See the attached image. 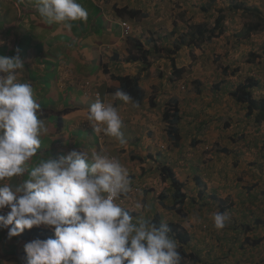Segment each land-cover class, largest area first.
Segmentation results:
<instances>
[{"label": "rangeland", "instance_id": "obj_1", "mask_svg": "<svg viewBox=\"0 0 264 264\" xmlns=\"http://www.w3.org/2000/svg\"><path fill=\"white\" fill-rule=\"evenodd\" d=\"M145 1L152 7L146 17L139 19L144 24L137 33L143 34L141 39L143 42H146L150 36L156 39L159 51L149 56L151 63L155 64L149 65L150 69L143 71L146 64H142L141 60L144 59V55L138 54L136 55L140 59L138 62L128 63L125 60L126 56L123 57L125 66L122 67L123 71L118 70L119 67L113 62L112 64L101 62L96 72L104 83V78L107 79L105 74L129 72L135 75L141 71L140 74L143 75L140 77V83L144 88L150 89L145 105L149 106L151 104L148 103L153 102L152 120L157 122L159 129L154 133L155 136L150 137L156 147L149 149L151 154L157 148L163 151L151 155L148 151L144 154L137 150V153L143 156L140 161L151 158L155 165L154 170H151L146 165L143 168L140 167L141 165L137 166L136 161H131L139 169H133L131 176L135 180L136 186H134L140 190H136L135 187L131 189L129 199L132 201L129 208L132 210L136 203H140L142 209L138 210L139 214L142 213L145 217L153 216V207L157 205L160 193L164 189L170 192L171 189L170 183L162 180L159 171L161 164L165 162L172 166L178 179L185 183L188 195L185 208L182 210L185 214L169 213V218H175L193 234L191 244L186 246L188 252L194 251L199 254L201 260L198 264H264V121L258 124L253 118H248L241 109L242 105L230 94L247 75L261 79L260 88L253 90L255 95H260L261 90L264 89V31L241 40L244 36L243 29L251 19L244 8L245 4L258 8L264 14V0H100V6L108 12L111 5L107 8L105 2L115 3L113 9L119 11L121 8L120 16L127 17L131 9L144 5L142 2ZM238 3L242 4L241 9L235 7ZM16 7L17 5L12 6V13L24 11V8ZM2 9L6 14L9 13L6 7L2 6ZM221 14H225L222 25L224 31L220 32L221 34L201 43L193 51L188 41L176 52L168 51L169 48L174 47L173 42L178 40L183 32L197 23L204 24L207 30L214 27L218 32L219 28L215 26L221 25L218 20ZM253 20L255 19L250 21ZM45 25L47 29L53 26L46 22ZM116 32H113V35ZM190 37L189 35L187 38ZM124 46L126 48L122 47V51L131 48L129 53L136 52L131 40ZM149 48L151 49L150 46L146 47V50ZM8 53H17V50L11 47ZM48 54L44 52L42 57ZM172 58L175 59L177 66L183 68L181 78L160 77L159 67L166 75L172 71ZM24 59L22 58L25 68L22 73L24 71L26 73L27 68L29 70L27 73L32 75L33 85L36 87L35 99L39 100L38 103L50 105L52 101L47 90L57 80L56 57L46 62L40 61V68L37 66V61L28 64V60ZM42 63L45 64L44 67L41 66ZM224 68L229 75H224ZM67 70L68 68L62 70L63 75ZM65 76L67 77L65 82H73L74 74L70 70ZM108 81L111 79L108 78ZM74 84H77L75 78ZM63 94L64 92L59 95ZM173 99L178 100L181 108V121L178 126L183 134L182 142H186L187 138L196 134L195 145L188 143L176 147L173 141L166 140L164 109ZM112 100L117 99L112 98ZM88 101L94 103L95 99L87 100L86 96L81 95V101L78 98L74 107L81 105L89 109ZM109 102L114 103L110 100ZM64 107L61 106V109ZM39 116L48 124L47 127L49 121H54L58 125V114L43 117L39 114ZM63 119L68 122V117L63 116ZM122 120L125 142L133 140L138 143L136 135L132 133L133 129L127 127L131 121ZM86 126L92 127L87 120ZM254 133H259V136L256 137ZM71 134L72 132L60 134V140L65 144V148L66 140ZM254 138L260 141L257 147L254 146ZM154 143L148 145L153 146ZM43 146L45 143L42 144ZM101 146L99 151L101 148L106 151L107 148V154L117 156L118 148H112L117 147L116 138L109 136ZM79 147L77 143L72 145L73 150ZM224 148H227L226 152L223 151ZM66 151L71 150L66 148ZM66 151L62 147L55 150V153L64 156ZM38 161L37 155L31 166ZM191 196L195 201L191 202ZM215 212L226 213L230 218L222 230H217L214 226L211 216ZM256 220L260 221L257 227H255ZM246 226L249 229L246 230ZM44 229L47 230L44 233L45 238L54 237L50 229ZM1 232L3 234L0 237V264L4 260L5 264H22V258L26 257L24 245L42 236L40 231H34L26 241L21 240V235L25 231L11 239L7 238V230ZM48 232H51L52 236L47 234ZM244 243L245 246L242 247ZM185 262L190 264L193 258L188 256Z\"/></svg>", "mask_w": 264, "mask_h": 264}, {"label": "clouds", "instance_id": "obj_2", "mask_svg": "<svg viewBox=\"0 0 264 264\" xmlns=\"http://www.w3.org/2000/svg\"><path fill=\"white\" fill-rule=\"evenodd\" d=\"M29 2L36 8L43 23L63 24L68 31L72 30L73 22L80 20H96V28L91 32L103 29L105 19L108 23L113 22L117 29L120 27V36L126 42L131 40L134 43L133 49L136 52L129 53L125 57L126 61L129 56L134 59L136 55L131 54L138 53L139 50L135 48L138 43L145 50L149 46L151 49L147 50L158 48L155 38L150 36L143 42V34L137 33L144 24L139 19L146 17L152 7L146 1L142 2L144 5L131 9L127 17L120 16L121 8L119 11L113 9L115 3L105 2L107 8L111 5L108 12L99 6L101 11L92 18L93 12L83 7L86 1ZM31 22L23 23L22 30L31 28ZM11 30L19 33L20 28ZM78 30L74 29L75 33ZM6 55L0 54V230H7L8 239L19 236L24 231L30 236L32 232L45 230L44 228L54 233L53 238H45L44 234L27 242L24 245L26 257L22 258V264H182L183 257L178 251L177 241L169 235L171 229L168 223L162 221L157 226L150 217L146 218L142 213L134 216L132 212L141 208L140 203H136L132 210L127 209L130 202L126 208L122 205L125 204L124 201L128 202L131 187L135 186L131 184L128 170L120 162L118 155L107 154L103 149L91 153L71 150L58 159L49 156L39 159L34 166L30 165L41 148V137L49 131L39 114L47 116L49 113L47 109H42L43 102L40 105L39 100L35 99L33 86L18 79L21 70L25 68L19 49L14 56ZM56 55L61 57L63 53ZM111 56L109 55L105 64H112L113 60H117V56ZM143 60L141 62L145 65ZM93 64V69L84 72L86 75L79 84V87L95 98V102L87 109V121L97 135L114 137L125 144L122 131L124 121L119 113V104L100 98L97 95L101 93L100 90L92 88L93 86L88 89L90 82L98 76L96 72L100 64ZM153 64L150 60L142 70L150 69L149 65ZM114 65L123 71L119 64ZM41 66L44 67L45 64L42 63ZM58 66L60 74L62 63ZM159 70L158 75L162 78L174 77L173 68L168 75L164 74L161 67ZM68 73L69 70L65 75ZM140 73L141 71L135 75L129 72L124 74L134 75L140 80L143 75ZM114 74L120 75L123 72ZM105 75L107 79H111L109 74ZM66 79L65 76L61 80L58 93H63V89H66ZM53 83V86H57L56 82ZM141 86L143 87L142 84ZM144 89L147 98L150 89ZM114 98L124 103L133 100L123 90H117ZM143 103L145 106V100L134 103L133 106L138 107ZM148 104H151L148 106L151 109V101ZM67 113L58 114L54 111V114L62 116ZM144 134L145 139L155 136L148 134V131ZM25 176L19 182H7ZM211 218L217 230L224 229L230 219L226 213L221 212L213 213ZM51 232L47 234L52 236ZM2 264H5V260Z\"/></svg>", "mask_w": 264, "mask_h": 264}, {"label": "crops", "instance_id": "obj_3", "mask_svg": "<svg viewBox=\"0 0 264 264\" xmlns=\"http://www.w3.org/2000/svg\"><path fill=\"white\" fill-rule=\"evenodd\" d=\"M6 1H11V3H6ZM93 3L96 6H100L101 2L100 0H92ZM93 4V5H94ZM16 8L21 7L24 8L23 12H11L12 6ZM88 5H90L89 1H86L83 5L84 8H89L91 12H93V9L90 8ZM2 6L6 7L9 10V14H3ZM26 7V8H25ZM34 5L29 2V0H0V54L3 52L6 54H9L11 47H14L16 49V40L19 39V44H23V41H21L23 35H31V33H34L36 35H40V39L32 40V43L29 44L27 50L19 49L22 53L26 54L25 59L29 62L34 63L35 61L39 62L36 58L40 60L41 53H52V55L56 54H62L61 56V62L62 63V70L65 68H68L73 74V82L66 81V92L61 96L57 93L53 96V104L51 105L52 108L47 109V113L49 115H53L54 111L56 113H64L61 111V106L74 108V103L79 98V101H81V95H84L88 99H95L90 96V94L79 87L80 83L83 81L84 75H86L84 72L89 71L93 69V63L98 62V64L105 63L109 59V55H112L111 57L117 56V60H113L112 62L115 64H119V66L125 67L124 61L121 59L124 56H127L129 53V50L122 51V47L126 48L125 43L126 40H124L120 36V27L118 29L114 25L113 22L108 23L105 19V27L97 32H91L92 29H95L96 20L88 19L87 21H76L73 22V26L75 27L77 25V28L79 29L77 33L74 31V27L71 31H68L66 28H64L63 24H53L52 28L47 29L45 22L43 23V19L40 17L37 10L33 11ZM101 7V6H100ZM34 16L36 17V23L38 24L37 28L35 30L26 28L25 31L22 30V24L26 23L28 21H33ZM4 20V22H3ZM40 23H42L40 25ZM3 24V25H1ZM20 27V33L14 32L13 28ZM117 31V32H116ZM113 32H116L113 35ZM111 33V34H107ZM113 35V36H112ZM111 37V38H110ZM30 38V37H29ZM110 38V42H109ZM39 45H42V48H39ZM5 54V55H6ZM22 56V55H21ZM23 57V56H22ZM43 58V57H42ZM24 59V60H25ZM119 62V63H118ZM129 63V62H128ZM39 64L37 63V66ZM29 70L26 68L25 71L22 73V70L19 74V81L20 82H27L32 84V75L28 74ZM95 72V71H94ZM93 72V73H94ZM27 74V76H26ZM74 78L77 81V84H74ZM67 80V79H66ZM105 84L102 82L101 77L98 75L95 77L93 81L90 82V85L88 86V89L97 88L101 91L102 86L104 85L105 90L104 93H97V95L100 96L103 100L109 102H117L120 106V116H123V119L125 121H131L129 124H127V127H129L131 130L138 131L139 136H135V138L139 141L145 138V134L147 131L142 128L144 127V124L147 123L148 125L145 127L151 128V129H159L157 126V122L153 119V110L148 108V105L145 106L144 103L142 105H138V107H134V102L130 103H124L123 101L117 99H114V93L109 91V88L112 87L115 83V80L108 81V79L104 78ZM71 86V87H70ZM70 87V88H69ZM68 88V90H67ZM35 91V90H34ZM89 102V101H88ZM89 104H93L90 103ZM89 105V107H90ZM64 107V108H65ZM85 108V107H84ZM47 115V116H49ZM88 110L82 107H77L74 111L67 113L63 116L68 117V122H65L63 119V125L61 128H57V125L54 121H49V127H48V133L41 137L42 144L45 143V146L41 148L43 151H47V153H43V151H38L39 159L41 158H47V157H53V158H59L61 157L59 154H56V157L52 154L51 149L55 153V150L61 149L62 147L69 150H73L72 145L73 143L79 142V151L84 150L89 153L92 151H98L101 146V144L106 142V140L109 138V136H105L103 134L98 135V137L94 133V128L87 127L86 126V120H87ZM48 126V124L46 123ZM66 132H72L71 136L66 140V148L64 147V143L60 140L61 135ZM117 140V147L112 148H118L116 149L117 155L119 156L120 162L127 168L129 177L133 173V169L139 170L136 168L132 163L133 155L130 154V151H137L139 150L138 147H135L136 142L131 140L130 142L127 141L126 144H121L118 139ZM70 141V143L68 142ZM114 143V141H113ZM70 146V147H69ZM74 149V150H78ZM102 149V148H101ZM107 151V148H105ZM41 152V153H40ZM69 152L66 151L67 155ZM36 155V156H37ZM64 155V156H65ZM36 159V157H35ZM31 165V163H30ZM138 176V174L136 175ZM17 178H15L13 181H15ZM133 183L131 181V184L136 186L134 179ZM133 187H131L132 189ZM140 190V189H138ZM130 198V197H129ZM128 198V202L123 204V206L126 208L129 204L131 199ZM142 209V208H141ZM3 233L0 230V236ZM4 260V259H3Z\"/></svg>", "mask_w": 264, "mask_h": 264}, {"label": "trees", "instance_id": "obj_4", "mask_svg": "<svg viewBox=\"0 0 264 264\" xmlns=\"http://www.w3.org/2000/svg\"><path fill=\"white\" fill-rule=\"evenodd\" d=\"M81 1H89L90 2V5H88V6L93 9V14H92L91 18L101 11V8L96 6L92 0H81ZM235 7L238 9H241L242 4H240V3L235 4ZM244 8L248 11V14L251 16V19H255V20L250 21L251 20L250 19L248 21V23L245 25L243 32H242V35H244V36H242L241 40L248 39V38H250V36L252 34H259V33L264 31V14H263V12L261 10H259L258 8L246 6V4H245ZM35 10H36V8L33 7V11H35ZM36 20L37 19L34 16V19L31 22V28L30 29L35 30L37 28L38 24L36 23ZM218 20L221 24L219 26H215V27L219 28L218 32L214 29V27L207 30L206 28H204V24L197 23V24L193 25L192 27H190L189 30L183 32L181 34L180 38L173 42L174 47L169 48L168 51L170 53L176 52L177 49H179L180 46L184 45V43L186 41H188V45L192 49L191 51H193L198 45H201V43L205 42L208 39H211L213 36L218 35L220 32L222 33L224 31L222 25H223V21H225V14H221L219 16ZM99 21L101 22L102 20L99 19ZM1 25H3V24H1ZM74 29H78L77 25L74 27ZM173 32L174 31H172V33ZM189 35L191 37L188 39L187 37ZM29 37H28V35H25V34L23 35V37L21 39V41H23L22 45L19 44V39H17L16 40V45H17L16 50L17 49H21V51L24 49L27 50L29 44L32 43V40L41 38L40 35H36L34 33H31V35H29ZM40 47L42 48V45L41 46L39 45V48ZM135 48L138 49L139 51H138V53H134V55L143 54L144 55L143 63H146V64L150 63L148 56L151 55V53H153V52L159 51V47H158V48L154 49L153 51L146 50V52H144L145 48H142V44H139V43L135 45ZM21 51L19 50V55L22 53ZM39 53H41V56L39 57L40 60L38 59V57L36 58L39 61L38 64L42 60L44 62H46L48 60H51L53 57H56L57 62H58V64H57L58 76H57V80L55 81L57 86H53L54 83H52L51 88L49 90H47L48 95L51 97L52 103H50V105H46V103H42V106H43L42 109H48V108L51 109L52 108L51 105H54L53 104V96H54V94H56L60 91L61 80L65 77V75H63V73L59 74V66L58 65L62 60H61V57L59 55L54 56V55H52V53H49L48 55H46L45 57L42 58V52L39 51ZM5 54H6V52L2 53V55H5ZM16 54L17 53H9L6 56H14ZM21 55L24 58L26 54H21ZM134 59H132L131 56H129L127 58V61H136L137 59H139V57L134 56ZM171 61H172L171 65H172V68L174 71V78L175 79L181 78V76L184 72L183 68L176 65L174 58H172ZM38 68H39V65H38ZM109 75H110L111 79L115 80V83H116L112 87L109 88V91L116 92L117 90H123V91H125L131 95V97L133 98L132 101L134 103H141L142 101L145 100L146 91L141 86L139 77H136V76L131 75V74L116 75L114 73H111ZM224 75L225 76L229 75V72H227L226 68H224ZM260 83H261L260 78H258L256 76L247 75L245 80L244 79L241 80L237 85L238 87L237 88L235 87L230 92V94L234 97V99L236 101H238L239 104L242 105L241 109L243 110L244 114L246 113V116L248 118H253L254 121L258 124L262 123L264 121V89L261 90L260 95H255L253 90L255 88H260ZM33 84H34V82L31 85L33 86L34 90L36 91V87H34ZM67 90H68V88H67ZM104 90H105V87L103 85L100 92L103 94ZM63 92L65 93L66 90L63 89ZM75 107H77V106H75ZM78 107H82L83 109H85L81 105ZM72 109H75V108L65 107V108L61 109L60 112L67 113L68 111L69 112L72 111ZM180 109L181 108L178 104V100H174V99L172 101H170L165 106L163 119L166 122V126H165L166 140L169 141V139H170L171 141H173V143L175 144L176 147H181L182 145L184 146L188 143L195 145L196 134H194L191 138H187L186 142H182L183 141L182 140L183 134L180 132V129L178 126L180 121H181ZM40 115H42V114H40ZM43 116H45V115H42V117ZM58 120L59 121H58L57 128H61L63 125V116L59 115ZM144 129L146 131H148V134H150V135H154V133L157 132V129H151V128H144ZM94 133H95V131H94ZM132 133L135 134L136 136H139L138 131L133 130ZM95 135L98 137V135L96 133H95ZM254 135L256 137H258L259 133H254ZM253 140L255 141L254 146L255 147L259 146L260 141H258V138H254ZM68 142L70 143V141H68ZM149 143H154L153 139H150V138L145 139L144 138L142 140H139L138 143L136 142L135 147H138V149L141 153L146 154L148 151L149 154H151V152H150L151 149H149V148H151V147L155 148L156 144L154 143V145L151 146V145H148ZM77 144H79V142H77ZM125 144H126V142H125ZM41 148H43L42 144H41ZM41 148H40V151H43ZM144 149H146V150H144ZM47 151H43V153H47ZM161 151H163V150L157 148L156 151H152L153 153L151 155L158 154ZM223 151L226 152L227 148H224ZM51 152L56 157V153H54L52 149H51ZM130 154L133 155L134 158H132V160L136 161L137 166L141 165L140 167L145 168V165H146V166H148L149 169L154 170L155 164H154V161L151 160V158L144 160V161H140L143 157L142 154H138L137 151H135V153L130 151ZM35 157H33V160L30 162L31 164H32V162H34ZM149 157H150V155H149ZM136 158H138V159H136ZM137 160H139V161H137ZM161 165H162L160 168L161 170L159 169V171L161 172V178L163 181L170 183L171 189H170V192L166 189L162 190V192L160 193V195L158 197L157 205L155 204L153 207V216H150V218L152 219V222L157 224V226H159V224L162 221L168 223L169 228L171 229L169 235L174 237V239L177 241L178 251L181 253V255L183 257L182 264H187L185 262V259H187L188 256L193 258V262L190 264H198L200 262L199 260H201L199 254L194 252V251L188 252V247L186 246V245L191 244L193 237H194L193 234L185 226H183L181 222H178V220H176L173 217L169 218V215H170L169 213L176 214L178 212L181 215L185 214L182 212L183 208H185V204H186L185 201L187 200V197H188L187 192L185 190V183L178 179V177H177L176 173L174 172V169L172 168V166H170L169 164H167L165 162ZM132 177L133 176H130L129 178L132 181V184H134ZM24 178H26V176L25 177H17V182H19L20 180H22ZM14 179L15 178H13V180ZM13 180L7 181V182H9V183L13 182L14 183ZM134 182H135V180H134ZM201 193L202 192H200V194ZM193 198L194 197H192L191 202L195 201V199H193ZM127 209H130V208H127ZM161 210H163V212H161ZM132 214L134 216L140 215L138 211H133ZM146 218H148V217H146ZM257 220L255 223V227L259 226L260 221H257ZM247 229H249V228H247V226H246V230ZM40 231H41L40 234L42 236L44 235L45 232H47L46 230H40ZM21 237H22L21 240H25L27 238L29 239V236H27L26 233H23L21 235ZM257 242H258V240H257ZM243 246H245V243L242 244V247Z\"/></svg>", "mask_w": 264, "mask_h": 264}]
</instances>
